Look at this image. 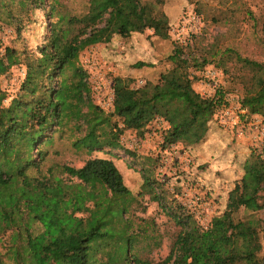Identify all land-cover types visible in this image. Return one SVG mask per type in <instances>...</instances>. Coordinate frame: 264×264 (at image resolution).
Segmentation results:
<instances>
[{"label": "trees", "instance_id": "16d2710c", "mask_svg": "<svg viewBox=\"0 0 264 264\" xmlns=\"http://www.w3.org/2000/svg\"><path fill=\"white\" fill-rule=\"evenodd\" d=\"M17 1L22 9L46 5V0ZM61 7L58 0L51 2L49 35L38 54H25L26 73L8 105L0 83V232L12 229L14 240L23 241L22 248L14 249L17 260L25 264H152L150 254L162 245L163 236L154 219L135 215L141 197L148 193L178 227L161 264H263V225L256 212L264 209V156L256 150L245 162L242 192L231 194L224 212L207 226L181 203L166 200L165 183L153 177L151 167L142 165L144 182L135 194L111 158H88L80 167L45 166L56 134L67 136L76 150L87 155L108 149L128 152L121 143L126 129L143 128L157 118L169 125L163 148L178 142L200 143L226 103L224 87L205 96L194 88L190 73L191 67L215 62L221 50L211 44V51L201 57L186 55L190 48L171 38L170 19L159 0H88L85 11L71 15ZM18 20L12 16L9 21L21 31ZM146 29L174 44L168 54L170 66L162 72L163 84L145 82L135 88L128 79L116 76L113 105L106 109L92 98L80 54L110 42L115 35L128 39ZM228 52H234L249 70L242 107L264 116V62L228 47L218 65L223 66ZM21 63V52L0 39V77ZM155 161L146 157L149 164ZM57 173L65 175L69 192L65 208L71 211L47 225L42 210L55 178L62 181ZM51 201L56 211L58 206ZM39 222L42 229L35 231Z\"/></svg>", "mask_w": 264, "mask_h": 264}, {"label": "rangeland", "instance_id": "374dc122", "mask_svg": "<svg viewBox=\"0 0 264 264\" xmlns=\"http://www.w3.org/2000/svg\"><path fill=\"white\" fill-rule=\"evenodd\" d=\"M0 1L4 4L0 7V22L4 23L0 26V39L5 45L16 47L22 59L21 64L14 65L0 77L1 87L6 92L4 103L8 105L23 82L26 73L23 63L25 54H38V47L49 35L53 20L50 14L53 0H46L43 7L25 9L21 8L17 0ZM58 1L62 5L60 10L68 15L82 13L88 3V0ZM159 1L171 17L170 25L176 23L189 9L200 16L202 28L197 34L188 37L186 46H189L190 51L186 55L201 57L211 51V44L215 50H221L214 58L215 62L201 68H190L194 88L203 95L211 96L219 87L226 89V103L217 111L221 115L225 108L241 101L245 86L250 81L246 80L249 70L236 60L234 52H228L231 54L225 56L223 66L217 63L222 59V51L228 47L243 57L264 62V0ZM12 16L20 18L18 22L21 21V31H18L17 24L10 23ZM173 46L170 39L157 38L153 35V29H146L125 40L118 35L110 43H98L86 48L80 54V63L88 72L93 100L110 109L107 103L114 95L116 76L128 79L135 88L139 80L163 84L162 72L170 66L168 54ZM138 63L147 65L139 66ZM225 67L227 73L224 72ZM209 71L216 75V81L207 77ZM218 113L210 122L205 138L194 145L178 142L163 148V136L169 125L162 118L140 129H126L121 143L128 152L108 149L87 155L84 151L76 150L67 136L60 138L56 134L54 142L48 146L49 156L45 166L67 164L80 167L88 158H111L135 194L142 190L144 182L142 165L151 167L153 177L165 183L166 200L181 203L193 212L202 226H207L215 215L224 212L231 194L242 192L240 184L245 174V162L252 150L264 156V143L257 140V136L254 137L257 132H248L246 128V133L237 137L235 129L226 128L220 123ZM146 157L156 161L149 164ZM58 176L62 181L60 183L59 178H55V185L50 187L46 197L48 204H44L42 210V221L47 225L57 222L65 217V212L71 211L65 208L69 196L65 175ZM150 197L148 193L141 197L142 204L136 208L135 215L155 220L163 240L162 245L151 252L150 259L152 264H161L170 252L173 235L178 227L160 203ZM48 200H52L53 206H58L56 211L50 207ZM261 200L264 202V190L261 192ZM239 216L243 217L244 212L241 211ZM256 216L262 220L264 239V209L257 211ZM41 225V222L37 223L35 231L41 230ZM22 243L14 240V230L0 232V264L28 263L17 260L14 254V249Z\"/></svg>", "mask_w": 264, "mask_h": 264}, {"label": "built area", "instance_id": "2783aa9c", "mask_svg": "<svg viewBox=\"0 0 264 264\" xmlns=\"http://www.w3.org/2000/svg\"><path fill=\"white\" fill-rule=\"evenodd\" d=\"M3 30H6L4 26L1 27ZM202 28V21L200 16L193 10L189 9L180 19L171 24L170 35L173 40L178 42L181 45H186L188 42V37L194 34H197ZM207 77L216 81V75L212 72L207 73ZM145 83L143 80L137 82V86H142ZM114 96V95H113ZM113 105V97L107 103V106L111 107ZM228 107L230 105H227ZM222 110V109H221ZM225 110V111H224ZM220 117V123L226 128H232L236 131V136L240 137L247 131L257 132L254 137L257 136V140H260L261 143H264V116L250 113L246 108L242 107L240 101L232 105L230 108H225ZM262 151H264V146Z\"/></svg>", "mask_w": 264, "mask_h": 264}, {"label": "crops", "instance_id": "0c3cea01", "mask_svg": "<svg viewBox=\"0 0 264 264\" xmlns=\"http://www.w3.org/2000/svg\"><path fill=\"white\" fill-rule=\"evenodd\" d=\"M168 14V16H169V19H171V17H170V15H169V13H167ZM171 23V22H170ZM115 36H118V35H115ZM114 38V37H113ZM112 38V39H113ZM116 38V37H115ZM121 39H123L122 37H120ZM123 40H125V39H123ZM111 42V41H110ZM110 42H107V43H110Z\"/></svg>", "mask_w": 264, "mask_h": 264}]
</instances>
